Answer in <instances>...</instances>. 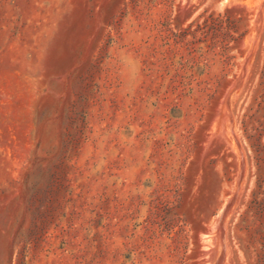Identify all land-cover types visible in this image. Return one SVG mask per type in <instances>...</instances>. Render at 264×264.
<instances>
[{
  "label": "rangeland",
  "instance_id": "374dc122",
  "mask_svg": "<svg viewBox=\"0 0 264 264\" xmlns=\"http://www.w3.org/2000/svg\"><path fill=\"white\" fill-rule=\"evenodd\" d=\"M0 264H264V0H0Z\"/></svg>",
  "mask_w": 264,
  "mask_h": 264
},
{
  "label": "bare ground",
  "instance_id": "6f19581e",
  "mask_svg": "<svg viewBox=\"0 0 264 264\" xmlns=\"http://www.w3.org/2000/svg\"><path fill=\"white\" fill-rule=\"evenodd\" d=\"M192 1H194V0H192Z\"/></svg>",
  "mask_w": 264,
  "mask_h": 264
}]
</instances>
